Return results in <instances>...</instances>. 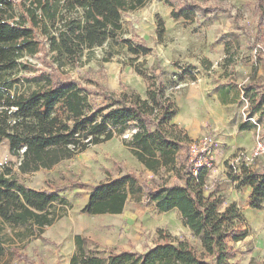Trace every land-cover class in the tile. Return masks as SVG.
Segmentation results:
<instances>
[{
    "label": "trees",
    "instance_id": "1",
    "mask_svg": "<svg viewBox=\"0 0 264 264\" xmlns=\"http://www.w3.org/2000/svg\"><path fill=\"white\" fill-rule=\"evenodd\" d=\"M26 1L31 8L17 17L15 2L0 0V145L8 142L11 155L18 160L19 172L33 174L51 170L93 146L133 131L131 140L124 142L134 157L150 172L169 170L177 182L153 188L141 184L133 173L109 179L90 190L82 213L121 215L129 197L144 190L147 200L160 213L178 211L184 227L191 232L189 240L160 230L157 243L143 253L101 251L99 246L92 249L84 237L76 235L70 264H234L231 262L236 253L234 246L249 236L246 220L236 204L221 211L222 197L210 181V169L206 166L196 169L189 153L193 141L172 124L178 109L170 88L177 87L186 76L195 80L194 69H184L170 83L163 80L159 69L153 70L155 82L148 85L145 98L102 88L91 91L77 81L62 80L59 75L65 65L81 62L85 50L107 44L113 49L126 47L133 56V64L150 55L151 49L143 43L125 40L121 35L123 14L142 9L150 0ZM160 1L173 9L172 17L176 20L190 21L194 15V5L181 0ZM78 10L82 12L80 17L64 15ZM256 12L260 16L258 32L261 33L264 0H257ZM57 26L58 34L54 35L51 30ZM37 29L46 37L49 49L37 39ZM164 34V21L159 19L158 40ZM51 52L57 67L44 77L39 89L21 92L19 88L24 80L27 83L33 80L22 78L29 71L22 60ZM113 57L108 53L101 62H110ZM257 58L264 60L263 53L259 52ZM226 62L229 65L233 59L230 57ZM137 72L147 80L146 73L139 69ZM262 88L264 85L257 83L247 85L244 98L249 101L252 114L260 113L264 118L263 94L259 93ZM95 96L103 104L98 105ZM240 128L248 130L253 126L244 123ZM227 176L238 189H251V209H264V172H255L241 164L229 168ZM63 202L57 193L28 188L17 180L12 169L0 168L2 223L15 228H37L41 234L45 227L58 220L51 209ZM8 255L0 243V264Z\"/></svg>",
    "mask_w": 264,
    "mask_h": 264
},
{
    "label": "rangeland",
    "instance_id": "2",
    "mask_svg": "<svg viewBox=\"0 0 264 264\" xmlns=\"http://www.w3.org/2000/svg\"><path fill=\"white\" fill-rule=\"evenodd\" d=\"M13 1L17 17L31 8L26 0ZM181 1L196 6L190 21L182 18L176 20L172 14L171 21L167 16L171 7L160 0H150L142 9L123 14L122 38L143 43L151 49L147 57H141L133 64V56L127 52L126 47L115 46L113 49L107 44L103 48L85 50L82 61L75 66L65 65L63 72L59 73L61 79L77 81L95 92L102 88L116 94H139L145 98L148 85L155 82L152 71L159 69L158 73H162L163 80L167 76L175 77L172 74L176 72L181 75L186 69L184 67L189 68L185 61L187 55H194L197 65H210L211 68L213 64L228 65L226 59L230 57L238 60V50L245 44L253 49L257 44L264 47V31L258 32L260 16L256 12L257 0ZM81 13L78 10L64 15L67 18L80 17ZM37 14L40 16L41 12ZM159 19L165 25V34L161 41L158 40ZM58 29L59 26L52 29V34L57 35ZM36 37L49 49V42L38 29ZM108 53L114 55L112 60L101 62ZM51 55L52 52L40 53L22 60L29 69L23 73L22 78L33 80L30 83L24 80L19 88L21 92L37 90L44 84V77L57 67V61ZM207 57L211 61L207 60L204 64ZM136 67L146 73L147 80L138 74ZM95 98L98 105L103 104L101 98ZM132 133L133 131H127L124 135H117L113 140L93 146L51 170H41L33 174L20 173L18 160L11 155L8 142L0 145V168L12 169L17 180L26 187L55 192L64 201L51 209L57 214L58 220L52 226L45 227L41 234L37 228H15L0 221V243L9 254L3 264H69L75 251L76 235L84 237L92 249L99 246L101 251L115 249L119 252L137 253H143L154 246L160 230L168 231L179 239L191 240L190 232L184 227L180 214L176 211L160 213L155 204L147 200L144 190L129 197L121 215L88 216L82 213L90 190L109 179L133 173L141 184L153 188L171 186L177 182L174 173L169 170L162 169L158 174L150 172L134 157L124 142L125 139L131 140ZM208 138L212 139V150L206 153L201 162L208 166L210 173H214V170H219L212 162L220 148L217 131L195 142L202 143ZM204 148L209 149V146ZM252 149H238L228 157L226 168L224 167L226 173L233 165L245 164V157ZM248 167L255 172H263L264 158L250 162ZM224 173L220 172L218 178L222 179ZM216 181H219L217 177ZM247 190L248 188H242L233 194L246 220L245 228L248 229L249 236L236 246L237 253L232 260L236 264H264V209H251Z\"/></svg>",
    "mask_w": 264,
    "mask_h": 264
},
{
    "label": "crops",
    "instance_id": "3",
    "mask_svg": "<svg viewBox=\"0 0 264 264\" xmlns=\"http://www.w3.org/2000/svg\"><path fill=\"white\" fill-rule=\"evenodd\" d=\"M158 4L162 3L158 2ZM171 14L172 9L169 8L167 16L173 21ZM262 31H264V28ZM238 42L240 45L242 44L241 40ZM238 55L239 59L234 58L229 65L224 63L213 64L211 68L206 65L202 66V64L197 65L196 57L187 55L185 61L188 63V67L195 69L196 79L193 80L190 76H186L184 81L177 87L170 88L172 101L178 109L172 124L182 129L193 142L211 132L217 131V135H219L220 148L215 153L212 161L213 165H217L219 170L210 173V181L217 186L218 194L222 197L221 211H224L231 204H236L239 208L233 194H236L240 189L227 176L228 173L224 169L226 160L238 149L253 148L255 142L253 128L248 130L240 128L244 124L239 115L244 88L251 83L264 85V60L255 57L253 48L248 44L239 48ZM207 60L211 61L207 57L204 64L208 62ZM172 75H175V77L169 78L167 76L166 81L168 83L176 80L179 73L176 72ZM259 93L263 94L264 101V88L259 90ZM255 115L262 121L261 123L264 126V118L260 116V113ZM220 172L222 174L225 172L222 179L218 178ZM216 177L219 180L218 182ZM244 188H248L250 205L251 189L249 187ZM238 244L234 246L235 249ZM232 259L231 262L234 263Z\"/></svg>",
    "mask_w": 264,
    "mask_h": 264
},
{
    "label": "built area",
    "instance_id": "4",
    "mask_svg": "<svg viewBox=\"0 0 264 264\" xmlns=\"http://www.w3.org/2000/svg\"><path fill=\"white\" fill-rule=\"evenodd\" d=\"M253 51L255 57H257V54L259 52H262L264 55L263 45L257 44L254 47ZM239 115L243 123L251 124L255 131L254 147L251 153L249 155H246L245 157L244 165L248 167L250 162L264 158V126L260 122L259 118L256 115L252 114L250 103L246 98H244V96L241 101ZM211 140H212L211 138L210 139L208 138V140L202 143L193 142L189 146L190 158L191 161L194 162V165L197 170L202 168L203 166L208 167L207 165L202 164L201 159H203V157L206 155L207 152H210V150H212L210 148V144L212 143ZM207 146H209V149L204 148ZM233 166L237 167L238 165H233ZM196 174L197 173L195 172V175Z\"/></svg>",
    "mask_w": 264,
    "mask_h": 264
}]
</instances>
